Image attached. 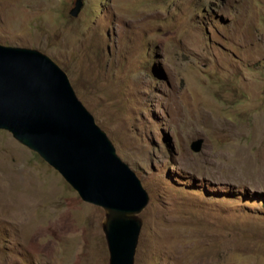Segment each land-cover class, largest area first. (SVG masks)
Returning <instances> with one entry per match:
<instances>
[{"label": "rangeland", "instance_id": "1", "mask_svg": "<svg viewBox=\"0 0 264 264\" xmlns=\"http://www.w3.org/2000/svg\"><path fill=\"white\" fill-rule=\"evenodd\" d=\"M77 1L0 0V44L53 59L141 180L135 264H264V0ZM104 219L0 130V264H109Z\"/></svg>", "mask_w": 264, "mask_h": 264}, {"label": "water", "instance_id": "2", "mask_svg": "<svg viewBox=\"0 0 264 264\" xmlns=\"http://www.w3.org/2000/svg\"><path fill=\"white\" fill-rule=\"evenodd\" d=\"M83 1L76 2V17ZM0 130L37 154L105 213L109 264H135L150 197L77 97L66 72L37 49L0 44ZM203 140L191 148L199 153Z\"/></svg>", "mask_w": 264, "mask_h": 264}, {"label": "clouds", "instance_id": "3", "mask_svg": "<svg viewBox=\"0 0 264 264\" xmlns=\"http://www.w3.org/2000/svg\"><path fill=\"white\" fill-rule=\"evenodd\" d=\"M24 147V146H23ZM37 155V154H36ZM66 182V181H65Z\"/></svg>", "mask_w": 264, "mask_h": 264}]
</instances>
